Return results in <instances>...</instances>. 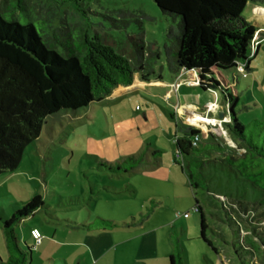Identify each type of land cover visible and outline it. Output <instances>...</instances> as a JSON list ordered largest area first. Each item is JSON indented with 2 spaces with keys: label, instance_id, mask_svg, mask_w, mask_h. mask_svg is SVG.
<instances>
[{
  "label": "rangeland",
  "instance_id": "1",
  "mask_svg": "<svg viewBox=\"0 0 264 264\" xmlns=\"http://www.w3.org/2000/svg\"><path fill=\"white\" fill-rule=\"evenodd\" d=\"M13 2L0 0V13L16 18L19 10L12 6ZM23 3L29 15L41 20L48 17L49 10L45 4L37 0H23ZM99 4L100 7L92 5L89 8L91 18L95 14H107L119 19L117 11H123L130 12L137 21L125 31H116L107 29L108 22L102 18L93 19L94 22L100 20L104 29L94 26V30L101 35L106 34L107 41L113 42L110 45L115 50L123 44H130L128 37H133L143 43L157 44L163 54L164 46L169 45L166 33L171 19L162 15L152 0H101ZM259 8H264V3H248L242 15L256 23L257 40H262L264 23L259 25L257 18H264V15L257 12ZM65 18L66 22L64 19L60 25L64 30L68 22L79 21L73 15ZM161 63L164 72L168 71L164 55ZM249 67V79L243 78L236 70L237 83L233 85L238 102L235 115L244 128L245 138L252 137L256 142L255 133L250 132L257 130L253 127L255 121L264 123L263 47L250 61ZM232 72L226 73L230 81ZM192 90L196 95V89ZM147 92L160 100L153 104L155 122L143 118V114L152 108V104L143 98L150 96ZM131 96L126 111L123 108L112 111L106 102H102L75 114L60 111L47 117L39 137L25 148L16 172L10 177L7 174L0 178V218L9 219L35 194L42 198L43 208L29 217L25 225L14 228L31 249L30 258L54 261L70 258V264H158L159 253L164 249V239L168 240L169 231L178 235L184 264H241L243 260H237L232 245L237 248L239 239L248 246L247 239L251 235L246 220L252 217L243 214L240 220L235 214L228 215L220 210L219 203L213 198L220 202L256 204L262 197L261 192L219 162L224 158L223 153L212 152L208 157L214 161L206 163L200 170L206 189H196L193 195L188 187L187 173L181 172L174 163V140L178 136L175 128L180 124L175 123L172 110L161 100L163 91L146 87V92L139 91ZM210 98L213 100V96ZM136 105L140 111H134ZM218 106L221 107L222 103ZM224 109L223 115L228 111L225 105ZM218 110L223 112L221 108ZM185 115L188 118L181 119L185 127L197 128L201 123L220 146L235 148L228 131L231 124L220 126L208 119L205 111ZM135 116L140 119L136 120ZM210 140L207 134L200 133L201 144ZM257 144H261L260 139ZM157 153L159 155L154 156ZM130 157L139 158L142 165L130 174L117 173L120 164ZM178 178H181L182 185ZM194 198L205 215L209 228L207 237L214 242L219 255L200 239L199 214L193 211ZM258 211L253 214V220L256 219L259 227L264 229L263 210ZM185 213L189 214V219L182 218ZM97 219L126 223L127 226L110 229L112 231H89L93 229L89 226ZM233 219L241 226H237ZM132 221L136 224H130ZM31 227H35L42 236V243L36 250L32 248L28 235L27 228ZM1 248L2 245L0 250H3ZM22 248L24 250L25 246ZM263 254L264 247L257 253L256 264H264ZM245 260L244 263L248 264L249 259Z\"/></svg>",
  "mask_w": 264,
  "mask_h": 264
},
{
  "label": "trees",
  "instance_id": "2",
  "mask_svg": "<svg viewBox=\"0 0 264 264\" xmlns=\"http://www.w3.org/2000/svg\"><path fill=\"white\" fill-rule=\"evenodd\" d=\"M37 1L49 10L48 17L43 20L29 15L23 0L13 2L12 6L19 10L16 18L0 13V174L18 168L25 148L39 137L47 117L60 111L75 112L100 102L113 88L129 86L134 74L139 80L148 82L164 55L170 73L184 71L189 84H196L201 92H217L228 109L224 126L232 125L227 130L235 148L225 149L200 141L198 147H193L194 137L200 138V133L206 131L202 126L198 129L185 127L174 140V160L182 169L183 160L192 158L185 169L193 195L196 189H206L200 170L214 161L208 157L212 152L223 153L224 158L219 162L261 192L262 197L256 204L228 200L223 204L213 198L228 215L235 214L240 220L243 214L252 217L246 220L251 235L247 239L248 246L238 239V247L232 245V249L237 260H243L241 264H245V258L249 259L248 264H256L257 253L264 247V229L253 220L258 210H263L261 216L264 217V123H253L257 130L250 133H255L256 142L252 137L245 138L244 128L235 115L238 94L233 84L237 83L238 65H243L248 74V66L259 46L252 52L251 42L257 30L242 15L243 10L248 3L254 5L264 0H152L162 15L171 19L166 33L169 45L164 46L163 54L157 44L143 43L133 37H128L130 44L115 50L110 45L113 42L107 41V35L93 28L104 30L100 20L93 21L98 17L108 22L107 29L125 31L131 23L137 22L130 12L117 11L119 19L107 14H95L91 18L89 8L92 5L100 7L101 0ZM67 15L79 21L66 23L64 30L60 25L64 19L66 22ZM230 70L233 71L231 81L226 74ZM259 139L260 145L257 144ZM140 164L139 158L130 157L116 172L128 173ZM194 204L199 214L200 239L217 254L213 241L207 237L206 218L195 198ZM41 208L42 198L35 194L9 219L0 218L8 251L7 260L0 264H29L31 249L19 248L14 228ZM122 226L127 224L97 219L89 227L110 230ZM169 242L168 264H184L183 250L175 232L169 233Z\"/></svg>",
  "mask_w": 264,
  "mask_h": 264
},
{
  "label": "crops",
  "instance_id": "3",
  "mask_svg": "<svg viewBox=\"0 0 264 264\" xmlns=\"http://www.w3.org/2000/svg\"><path fill=\"white\" fill-rule=\"evenodd\" d=\"M246 20L248 22H251L253 24V26L255 27V29L258 30L257 26H256V23L254 21H250L249 17ZM257 21H258V23L260 25V22L264 23V18L263 17H259V18H257ZM262 27H264V26H262ZM263 44H264V39L261 40V42H260V44H259V46H258V48L256 50L255 56L257 55L258 50L261 47L264 48ZM248 74H251L250 67H249ZM177 78H179L178 82H177V84L179 86L177 87V89L175 91L169 93L170 86L176 81ZM249 78H250V76L247 75V77L245 79H249ZM146 87L158 88V89H161L163 91V98L161 100L163 101V103L168 108H170V110H172L171 113L173 114V119H174L175 123L179 122V124H180L179 126H176V128H175L176 132H178L177 133L178 136H179L180 129L185 128V126H184V124H183L181 119L188 118L186 115H180L179 114L180 111L184 110L185 112H187V113L182 112L184 114H189V113L198 114V113H201V112L205 111L206 104L215 101L216 104H218V105H219V103L220 104L222 103V106L220 107V106L217 105V110L215 109L214 111L209 112L206 117L208 119L217 120V119H219V115L220 114L223 115L224 110H225L224 109V103H223L222 99L219 97L220 95H218L217 92H215L213 90H209V91H205V92L199 91L197 86H196V84H194V83L193 84H189L188 83L187 77H186V73L184 71H179V72H177L175 74H172L169 71L164 72L163 63L160 64V71L159 72L156 71L155 75L148 82H143V81L139 80L138 75L134 74L132 83L129 86H117V87L113 88L108 96H106L100 102H97V103L106 102L108 104L107 107L112 109V111L113 110L114 111H118V110H120L122 108L126 111L127 109H129L128 102L131 101L130 99L133 97L131 95H134V94H136V92H139V91L146 92ZM182 88H184L185 90L183 91ZM193 88L196 89V91H197L196 95H194L193 92H191V91H193L192 90ZM148 94L150 96H148V95L147 96H143V98L146 99L147 101H149L150 104H152V108L150 110H147L146 114H143V118L145 120H149L151 122H155L156 118L154 117V111L156 109H155V106L153 104H154V101H160V100H158V98H159L158 96H156L154 94H151V93H148ZM210 96H213V100L210 98ZM93 104H95V103L90 104L88 107L92 108ZM88 107H86V108H88ZM220 108L222 109L223 112L218 110ZM83 109H85V108H83ZM138 109L139 108L136 105L134 107V111H140V109L139 110ZM76 112L77 111L72 112V113L75 114ZM156 112H158V111H156ZM137 113H139V112H137ZM126 114L128 115V113H126ZM223 116H226L225 118H227L226 114L223 115ZM135 119L139 120L140 117L139 116H135ZM197 125H198V123H197ZM202 125L203 124L200 123V125H198L197 128L196 127H191V128L198 129ZM205 134H207L210 137V139H211L209 141V144H214V143L218 144L212 138V134H210L208 131H206ZM173 159H174V151H173ZM190 160H192V158H187V159L183 160V168L182 169L180 168L181 172H183V173L185 172L186 173L185 165H187V163ZM174 163H175V160H174ZM141 165H142V163L139 166H141ZM156 166H158V163H156ZM136 168H134L132 171H129L128 173L129 174L132 173ZM16 170L15 171H11V172L10 171H3L0 174V178L3 175H7V174H10L8 176V177H10L11 175H13L12 173L16 172ZM120 173H122V172H120ZM128 173H123V174H128ZM172 173L175 174V171H172ZM175 175L177 176V174H175ZM178 181L180 182L181 185L183 184L181 178H178ZM27 219H25L22 222H20L19 225H25ZM183 219H189V216L187 218H183ZM33 228H35V227L27 228L28 229V235H29V230L33 229ZM92 230L105 231L103 229H94V228L91 229V230L89 229V231H92ZM110 231H112V230H110ZM169 233L170 232L168 231V235H169ZM16 235H17V238H18V246H19V248L23 249L22 245L23 246H27L26 245V241L23 238L20 239L17 233H16ZM3 237L4 236H3L2 228H0V245H2L1 249H3V250H0V262H5L7 260V256H8V251L6 249V245H5ZM29 239L32 241V245L31 246H32V248H34V250H36V248L41 245L40 244L37 247H33V240L30 238V236H29ZM164 241H165L164 249L162 250L161 253H159V256H160L159 261L160 262L158 264H165V262H166V264H168L167 259H168V256H169L170 252H171V245H170V242H169V238H168V240H166V238H165ZM41 243H42V241H41ZM2 255L4 256L3 258H1ZM217 255H219L218 252H217ZM69 259L70 258H64V259L58 258V259H56L54 261V260H52L50 258H30L29 264H70ZM73 260H76V258H74ZM71 264H73V263H71Z\"/></svg>",
  "mask_w": 264,
  "mask_h": 264
},
{
  "label": "built area",
  "instance_id": "4",
  "mask_svg": "<svg viewBox=\"0 0 264 264\" xmlns=\"http://www.w3.org/2000/svg\"><path fill=\"white\" fill-rule=\"evenodd\" d=\"M261 42V40H257V32L255 33L253 39H252V42H251V49H252V52H254L255 48L257 45H259ZM236 70H239V72L241 73V76L243 78H246L247 77V73H245V71L243 70V65H238L237 69ZM178 79H176V81L170 86V91L169 93L175 91L177 89V87L179 86L177 84L178 82ZM216 109V102H211V103H208L206 104V108H205V112H206V115L211 112V111H214ZM180 115H185L184 113H180ZM227 118L225 117H222L221 119H217V120H213L214 122H217L219 123V125H224L227 121ZM200 141V138H198L197 136L194 137V139L192 140V146L193 147H198V142ZM177 158V156H176ZM222 203L225 204V200H222ZM193 211H196L195 208H193ZM188 213H185L182 215L183 218H187L188 217ZM29 236L30 238L33 240V247H37L38 245H40L41 241H42V236L40 234V232L33 228V229H30L29 230Z\"/></svg>",
  "mask_w": 264,
  "mask_h": 264
},
{
  "label": "bare ground",
  "instance_id": "5",
  "mask_svg": "<svg viewBox=\"0 0 264 264\" xmlns=\"http://www.w3.org/2000/svg\"><path fill=\"white\" fill-rule=\"evenodd\" d=\"M257 12H259L260 14H263V15H264V8H259V9L257 10Z\"/></svg>",
  "mask_w": 264,
  "mask_h": 264
},
{
  "label": "water",
  "instance_id": "6",
  "mask_svg": "<svg viewBox=\"0 0 264 264\" xmlns=\"http://www.w3.org/2000/svg\"><path fill=\"white\" fill-rule=\"evenodd\" d=\"M222 117H223V115H222V114H220V115H219V118L221 119Z\"/></svg>",
  "mask_w": 264,
  "mask_h": 264
}]
</instances>
